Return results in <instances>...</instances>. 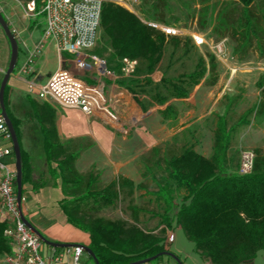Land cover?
Listing matches in <instances>:
<instances>
[{
    "label": "trees",
    "instance_id": "obj_1",
    "mask_svg": "<svg viewBox=\"0 0 264 264\" xmlns=\"http://www.w3.org/2000/svg\"><path fill=\"white\" fill-rule=\"evenodd\" d=\"M111 1L103 4L101 23L102 37L111 52L107 58L109 70L122 72V60L129 59L138 62L136 76L153 74L162 61L166 42L177 45L180 38L167 39ZM37 5L40 7V0H37ZM220 19L225 30H230L236 39L234 52L241 56L240 59L251 48L264 58V0H239L234 7L222 5ZM154 20L167 24L161 19ZM208 59L210 84L214 85L217 81L216 58L210 54ZM192 76L201 78V72ZM260 87H264V81ZM7 92L8 86L4 92V105L19 140L18 122L8 110ZM262 94L264 96V89ZM43 107L50 114L47 117L45 112L42 119L47 139L45 153L49 164L56 165L51 173L61 180L65 195L61 210L71 225L89 234L88 247L98 264H133L161 255L156 259L160 261L162 255L169 253L165 243L167 230L174 227L183 230L187 240L194 244L197 253L208 264H252L260 253H264V153L258 151L255 154L254 169L249 175L243 176L239 169L231 171L228 167L232 135L249 123V117L256 110L258 115H264V98L231 127L227 115L218 118L210 158L188 148L167 160V179L157 182L156 192L164 202L161 224L165 228L160 234L139 226L142 211L137 206L129 208L132 222L99 216L104 209L115 207L122 198L133 197L134 184L120 177L102 185L94 172L80 174L75 167L78 156L67 152L60 143L54 111L47 105ZM171 109L168 106L162 112L164 117H169ZM47 119L49 122H45ZM21 156L23 194L24 186L31 182L32 169L29 156L22 147ZM175 190L185 193L180 204L175 202ZM6 227L0 223V264L12 251L4 237ZM84 264L96 263L88 256Z\"/></svg>",
    "mask_w": 264,
    "mask_h": 264
},
{
    "label": "rangeland",
    "instance_id": "obj_2",
    "mask_svg": "<svg viewBox=\"0 0 264 264\" xmlns=\"http://www.w3.org/2000/svg\"><path fill=\"white\" fill-rule=\"evenodd\" d=\"M140 2L138 9L144 18L153 21L161 19L167 24L179 26L185 34L199 33L207 42L199 48L190 42L186 35L180 38L181 42L177 45L167 41L162 61L154 72L160 79L144 78L145 80L138 82L126 83V89L135 95L134 99L143 111L138 114V123L143 120L146 123L153 111L160 113L168 106L172 109L168 112L169 119L160 114L157 124L153 120L155 137L160 143L155 145L154 151L150 150L139 161L141 180L136 186L134 196L122 198L115 207L104 209L99 216L131 222L129 208L137 206L152 231H156L162 225L161 215L164 212V202L156 193L157 182L167 179V160L188 148H194L206 158L211 157L218 117L227 115L231 127L243 113L258 106L264 98V87H260V83L264 81V58L256 49L251 48L242 55L243 59H240L241 56L234 52L236 39L232 37L230 30L223 27L220 19L222 5L234 7L239 4V0ZM153 5L157 8L153 9ZM95 49L92 55L99 58L107 60L111 55L107 42L102 37V29ZM210 54L215 56L217 64V81L214 85L210 84L209 79ZM198 72H201V78L196 79L192 74ZM153 118H158V115L155 114ZM162 125L166 128L159 131ZM162 139L165 140L161 141ZM245 150H251L255 154L258 151L264 153V115H258L257 110L249 117V123L232 135L228 155V167L231 171L239 169L241 154ZM174 192L175 202L180 204L185 193L181 190ZM22 197L24 208L27 202L25 196ZM139 226L148 229L144 223ZM169 231L175 234V242L168 248L175 258L163 256L160 261L155 260L149 264H207L195 250L194 244L187 240L181 228L174 227ZM252 264H264V253H260Z\"/></svg>",
    "mask_w": 264,
    "mask_h": 264
},
{
    "label": "crops",
    "instance_id": "obj_3",
    "mask_svg": "<svg viewBox=\"0 0 264 264\" xmlns=\"http://www.w3.org/2000/svg\"><path fill=\"white\" fill-rule=\"evenodd\" d=\"M28 1L0 0V10L11 30H16L20 35L18 62L16 71L14 70L7 84V98L8 110L18 122L20 145L28 154L32 169L31 182L24 186L23 195L27 203L22 208L23 215L49 242L88 247L89 234L71 225L61 210V202L65 199V195L61 180L51 173V169L56 165L49 164L45 153L47 139L43 132L42 119L45 117V112L47 117H50V114L43 106L47 105L54 111V122L60 143L67 152L78 156L75 167L80 174L94 172L102 185H108L123 177L131 181L136 189L141 180L139 161L143 155L160 143V140L158 142L156 140V130L152 124L154 121L157 124L163 110L160 113L157 110L151 112L152 118H147L148 122L145 123L143 120L141 124L138 123V114L143 111L136 103L135 95L131 90L126 89V80L160 78L157 73L149 76L124 77L122 72L117 73L115 69L111 71L112 75L104 79L107 98L114 103L122 123L121 127L117 128L107 124L99 116H88L79 109L63 107L52 99L41 100L38 97L40 86L45 85L61 67L65 66L66 69L76 71V66L73 62L67 61L66 56H61L55 45L50 42L36 59L33 74H19V68L27 59V52L22 42L31 48L41 39L46 25L43 17L31 19L24 17L25 4ZM11 53L10 42L0 26V88L10 66ZM90 53L94 54V50ZM155 114L158 118H153ZM162 116L164 117L163 114ZM222 116L225 115L219 117ZM164 118L169 119V117ZM45 122H49L48 119ZM165 128L166 126L162 125L159 131H164ZM143 216L142 212L139 224L144 223L148 228L146 230L152 231ZM164 228L165 226L161 225L158 230L152 232H160ZM43 245L45 252L54 248L45 243Z\"/></svg>",
    "mask_w": 264,
    "mask_h": 264
},
{
    "label": "built area",
    "instance_id": "obj_4",
    "mask_svg": "<svg viewBox=\"0 0 264 264\" xmlns=\"http://www.w3.org/2000/svg\"><path fill=\"white\" fill-rule=\"evenodd\" d=\"M107 0H29L25 4L26 19L43 17L45 30L41 39L31 48L22 42L27 52L25 63L19 68L20 75L33 74L36 59L46 44L52 42L61 56L73 62L76 71L61 67L49 81L39 87L41 100L52 99L67 108H76L88 116H99L107 124L117 128L122 123L114 103L107 98L104 79L112 75L106 59L92 55L100 40L103 4ZM137 16L143 25L169 38L188 36L196 47L206 45L205 38L196 32L186 33L176 25L146 19L139 11L140 0H112ZM17 41L20 35L11 30ZM138 62L122 60L124 77H132ZM256 155L251 150L241 154L239 173L253 172ZM16 158L11 134L0 113V223L7 227L4 237L11 252L1 264H84L88 254L80 245L67 248H51L45 252L41 239L29 229L22 219L17 197ZM175 242V234L167 232L166 247Z\"/></svg>",
    "mask_w": 264,
    "mask_h": 264
},
{
    "label": "water",
    "instance_id": "obj_5",
    "mask_svg": "<svg viewBox=\"0 0 264 264\" xmlns=\"http://www.w3.org/2000/svg\"><path fill=\"white\" fill-rule=\"evenodd\" d=\"M0 26H1V28L4 30V32L7 35V38L9 40V42H10V45H11V51H12L10 66H9V69H8L6 75L4 76V79L2 81L1 88H0V107H1V114H2V116L5 119L6 125H7L8 129H9V132H10L11 138H12L13 151H14V155H15V158H16V171H17L16 184H17L18 205H19V208H20L21 213H22V195H23L22 191H23V185H22L21 147H20L19 140H18L16 132H15L13 123L11 122L10 118L7 115L6 108H5V105H4L5 88H6L7 84H8V82H9V79H10L11 75L13 74V72H14V70L16 68L17 62H18L19 43H18L16 37L13 35V33H12L11 29H10L9 23L5 19V17H4V15H3L1 10H0ZM22 219H23V222L25 223V225L29 229H31L32 232L35 233L41 239V241L43 243H45L47 245H50V246H52L54 248H67V247L75 246V245H61V244L49 242L35 228H33L31 226V224L24 217L23 213H22ZM81 247H83L85 252L95 261L96 264H98L93 252L91 251V249L89 247H87V246H81ZM160 256H156V257H153V258L142 260V261H139V262H136V263H133V264H149L152 261H155ZM162 256H168V257L175 258V256H173L171 253H165Z\"/></svg>",
    "mask_w": 264,
    "mask_h": 264
}]
</instances>
